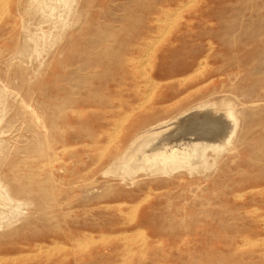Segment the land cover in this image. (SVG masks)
<instances>
[{
  "label": "rangeland",
  "instance_id": "1",
  "mask_svg": "<svg viewBox=\"0 0 264 264\" xmlns=\"http://www.w3.org/2000/svg\"><path fill=\"white\" fill-rule=\"evenodd\" d=\"M0 264H264V0H0Z\"/></svg>",
  "mask_w": 264,
  "mask_h": 264
},
{
  "label": "bare ground",
  "instance_id": "2",
  "mask_svg": "<svg viewBox=\"0 0 264 264\" xmlns=\"http://www.w3.org/2000/svg\"><path fill=\"white\" fill-rule=\"evenodd\" d=\"M174 19V18H173ZM201 65V64H200ZM154 81V80H153ZM226 116V115H225ZM195 121V120H194ZM191 122H189L188 123V125H184V127H187V129L189 130V128L191 127L190 124ZM193 125V124H192ZM195 125V124H194ZM197 125V124H196ZM226 127V126H225ZM227 128V127H226ZM232 128V127H231ZM225 132V131H224ZM228 132V131H227ZM229 135V134H228ZM225 142V141H224ZM167 151V150H166ZM144 152V151H143ZM146 152H148V151H146ZM165 153V152H164ZM163 154V152L161 153V155H160V158H161V162L162 163H164L165 162V164L166 163H169V162H174L175 161V155L173 154V153H169V155H162ZM166 154H167V152H166ZM158 155V154H157ZM155 161H157L156 159H153L152 160V162H155Z\"/></svg>",
  "mask_w": 264,
  "mask_h": 264
}]
</instances>
